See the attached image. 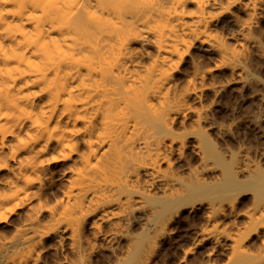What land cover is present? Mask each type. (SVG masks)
<instances>
[{
    "label": "bare ground",
    "instance_id": "1",
    "mask_svg": "<svg viewBox=\"0 0 264 264\" xmlns=\"http://www.w3.org/2000/svg\"><path fill=\"white\" fill-rule=\"evenodd\" d=\"M261 65L264 0H0V264H41L50 249L61 264L97 251V264H152L186 209L236 229L209 238L207 264L227 250L264 264V144L225 163L200 115L174 130L219 69L264 109ZM249 123L264 139V118ZM186 146L199 163L182 177Z\"/></svg>",
    "mask_w": 264,
    "mask_h": 264
},
{
    "label": "rangeland",
    "instance_id": "2",
    "mask_svg": "<svg viewBox=\"0 0 264 264\" xmlns=\"http://www.w3.org/2000/svg\"><path fill=\"white\" fill-rule=\"evenodd\" d=\"M213 62L206 61L207 67H212ZM260 64V62H259ZM261 78L264 79V66L258 69ZM179 83H184L182 75L178 76ZM230 73L226 69L213 71L206 77L205 87L196 91V96L192 97L188 102L189 109L182 112L176 119L174 130L177 133L191 132L196 129L195 121L197 115L201 116L200 125L203 127L208 137V142L220 154L225 163L231 161V157L238 152L248 151L252 156L257 155V151L263 148L264 139L261 137L256 127L249 123V120L255 116L264 118V109L259 103L250 98L249 94L241 96L237 93L238 85L229 81ZM264 126V123H261ZM187 142L191 139L187 138ZM186 161H189L192 167H196L199 163L198 158L191 155L190 146H186L184 150V158L181 162H174L175 168L179 175L185 177L187 174ZM60 163L53 166V172L58 177L61 173ZM216 171L207 172L206 176L212 177ZM63 184L62 179L56 181V187ZM21 209L18 215L13 216L16 226L24 223V217ZM56 218L42 219L44 228H51L56 225ZM8 226L0 225V230L5 231ZM226 230V231H224ZM0 231V232H1ZM236 229L230 226L226 221L223 223L217 218L214 224L207 223L205 212L202 209L193 212L184 210L173 221L168 229L167 234L161 237L155 254L153 255L152 264H207L208 248L210 249L209 238L214 233L227 232L235 233ZM4 236L9 237V233L1 232ZM6 233V235H5ZM89 236L88 226L84 231ZM223 244L228 245L229 242L221 240ZM98 245L103 242L98 239ZM253 245L258 246L254 240L247 244L250 251H254ZM253 249V250H252ZM186 253L185 261H181L183 254ZM99 255H106L105 252L97 251L93 257V264H97L95 260ZM63 254L53 249L47 250L43 254L41 264H56L62 262ZM65 256L70 260L72 253L66 248ZM219 258V259H218ZM212 264H231L234 258L227 250L221 256H218ZM257 264V263H250Z\"/></svg>",
    "mask_w": 264,
    "mask_h": 264
}]
</instances>
